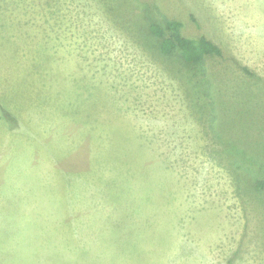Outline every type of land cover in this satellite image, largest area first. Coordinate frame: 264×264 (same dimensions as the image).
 <instances>
[{
	"label": "rangeland",
	"instance_id": "1",
	"mask_svg": "<svg viewBox=\"0 0 264 264\" xmlns=\"http://www.w3.org/2000/svg\"><path fill=\"white\" fill-rule=\"evenodd\" d=\"M164 17L225 57L162 54ZM110 135L165 167L127 220ZM259 181L264 0H0V264H264Z\"/></svg>",
	"mask_w": 264,
	"mask_h": 264
},
{
	"label": "trees",
	"instance_id": "2",
	"mask_svg": "<svg viewBox=\"0 0 264 264\" xmlns=\"http://www.w3.org/2000/svg\"><path fill=\"white\" fill-rule=\"evenodd\" d=\"M164 19L165 20L163 21V24H160L156 21H150L147 27V30H149L152 35L158 38L159 50L162 54L170 55V53L178 52L184 61L190 63L199 62L204 58L225 57L222 47L215 41L207 37L204 33L200 32L194 36L187 35L183 32V23L179 19H170L166 17H164ZM229 58H231L230 60L235 62L236 65L239 66L242 70L250 73V70L247 67L241 65L239 62H236L233 57L229 56ZM106 138L107 141H101V146L96 151L104 153L103 160L105 162V170L109 169V176L111 178L110 181L112 183V186H115L114 190L116 199L112 201V204L114 205V207H118L120 214L121 200L128 198L132 202L129 208L131 210L138 199L137 196L133 199L130 197L134 188L132 187V183L134 182L129 178L134 177L135 172L137 175L140 174L135 181L137 182V184L140 183L141 185L138 193L140 191H145L143 205L144 202L149 198L147 190L150 188V186H156L157 193H161L163 191L165 192V189L163 188L164 181L160 176L162 172L165 173V167L162 166V164H159L161 167L159 166L157 169L154 167H150L145 173H139V170L135 168L134 163H144V161L149 163V161L151 162L152 159L150 157H146L144 151L139 152L138 150H130L132 148L131 146L127 149L120 148L119 150V146H117L118 139H116L115 137L111 138V135L110 138ZM134 138L137 137L135 136ZM98 139L101 140V137ZM116 151L118 152V158L116 161H113L111 160V156L114 157ZM101 162V159L98 158L97 165L99 166L98 169L100 170H98L99 176L102 175V171L100 169ZM116 167L118 169H116ZM257 184L261 188L264 187V181H259ZM99 185H102L101 181H99ZM129 185V193L126 196L120 195V190L123 188H127ZM133 214V212L128 213L127 211L124 216H122V214L121 216L127 220ZM143 215L149 216L148 213H145Z\"/></svg>",
	"mask_w": 264,
	"mask_h": 264
}]
</instances>
